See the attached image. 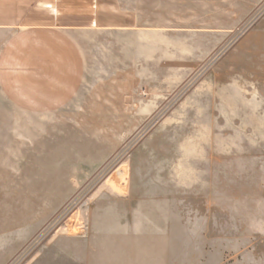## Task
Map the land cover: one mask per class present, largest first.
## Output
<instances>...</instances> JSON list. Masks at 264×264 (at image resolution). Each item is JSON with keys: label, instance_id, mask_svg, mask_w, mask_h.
Here are the masks:
<instances>
[{"label": "rangeland", "instance_id": "1", "mask_svg": "<svg viewBox=\"0 0 264 264\" xmlns=\"http://www.w3.org/2000/svg\"><path fill=\"white\" fill-rule=\"evenodd\" d=\"M29 25L71 32L89 71L46 116L0 90V264H264V0H35L0 52ZM61 121L66 153L107 159L35 190L56 160L24 139Z\"/></svg>", "mask_w": 264, "mask_h": 264}, {"label": "crops", "instance_id": "2", "mask_svg": "<svg viewBox=\"0 0 264 264\" xmlns=\"http://www.w3.org/2000/svg\"><path fill=\"white\" fill-rule=\"evenodd\" d=\"M33 1L0 0V27L16 21ZM44 5L58 13L53 4L45 2ZM88 71L87 56L77 39L68 30L55 25L22 27L7 40L0 52V90L19 115L30 118L66 108L85 87ZM51 126L60 128L58 131L47 129L41 137L32 133L28 140L24 139V142L41 144L46 156L56 160L54 171L43 172L40 177L31 176V183L35 185L32 188L77 190L107 158L92 156L95 154L86 156L77 144L66 153L62 131L68 126L67 122ZM36 136L40 139L35 140ZM33 150L30 146L28 153ZM45 253L43 250L39 256Z\"/></svg>", "mask_w": 264, "mask_h": 264}, {"label": "bare ground", "instance_id": "3", "mask_svg": "<svg viewBox=\"0 0 264 264\" xmlns=\"http://www.w3.org/2000/svg\"><path fill=\"white\" fill-rule=\"evenodd\" d=\"M113 184V183H112ZM116 189H117V191H121V188L119 187V186H114Z\"/></svg>", "mask_w": 264, "mask_h": 264}]
</instances>
